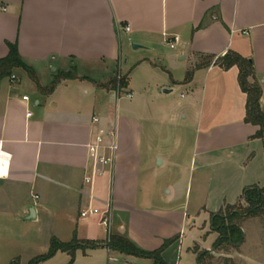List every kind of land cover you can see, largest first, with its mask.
<instances>
[{"label":"crops","instance_id":"1","mask_svg":"<svg viewBox=\"0 0 264 264\" xmlns=\"http://www.w3.org/2000/svg\"><path fill=\"white\" fill-rule=\"evenodd\" d=\"M10 44L38 83L20 67L0 81V264H28L53 238L103 242L104 213L141 250L172 240L165 264H184V249L196 262L195 247L218 237L210 214L264 186V135L244 121L239 69L215 64L230 50L252 58L264 108V0H0V59ZM118 72L130 97L101 86ZM183 88L181 108L156 102ZM100 127L116 129V160L86 183ZM43 239L46 251L26 255ZM58 253L70 260L58 251L39 264ZM75 254L73 264H156L104 246Z\"/></svg>","mask_w":264,"mask_h":264},{"label":"trees","instance_id":"2","mask_svg":"<svg viewBox=\"0 0 264 264\" xmlns=\"http://www.w3.org/2000/svg\"><path fill=\"white\" fill-rule=\"evenodd\" d=\"M214 60V56H207L202 63H199L197 67L209 66ZM215 64H218L224 69H230L233 66H237L239 69L238 80L240 87L247 95L246 99V113L244 121L249 124L259 126V130L256 133L257 137H263L264 135V108L261 106V98L263 89L261 83L256 78V72L252 58L243 57L237 52L228 51L223 56L218 57L215 60ZM23 68L26 72L38 83L34 70L27 66L21 59L16 44L9 45V53L6 57L0 59V81L12 74L13 69ZM193 69L187 74L186 79L189 80L192 77ZM76 77L75 71L67 73H59L54 79L51 86L47 89L51 91L57 85L61 78H74ZM253 78V81H250ZM128 85L127 76H123L121 80H118L117 74L107 84H101L105 88H112L118 91V89H125ZM264 209V186H250L244 189L240 202L236 204H227L220 211L211 215L210 230L216 232L218 237L212 245L213 250H218L224 245L232 247H238L244 239L243 231L241 228V222L247 218L257 216L263 212ZM172 240H167L163 246L155 251H144L139 249L128 238L114 235L110 233L106 240L103 242H79L74 240L70 243H63L53 238L51 240V246L46 254L37 256L28 264H39L41 261L47 260L53 257L58 251L68 252L70 255V261L68 264H73L76 256L77 249H90L97 247H108L116 249L121 252L135 255L138 257H145L154 259L156 264H165L161 258V253L171 243ZM197 254L198 264H202L203 256L209 254L208 251L198 252V247H195Z\"/></svg>","mask_w":264,"mask_h":264},{"label":"rangeland","instance_id":"3","mask_svg":"<svg viewBox=\"0 0 264 264\" xmlns=\"http://www.w3.org/2000/svg\"><path fill=\"white\" fill-rule=\"evenodd\" d=\"M122 43L123 49L125 51L129 47V42L123 38ZM163 90L164 89H162V91ZM181 93L187 95L186 89L183 88L174 90V92L170 93L168 97L160 96V98L156 99V102L169 107L176 106L181 108L186 101V98L181 97ZM218 211H220V209ZM218 211L210 214L209 230L211 215L217 213ZM204 218H206L205 214L202 215V218L197 220L198 226H201L200 220L202 221ZM241 228L244 239L238 247L224 245L218 250H213L212 247L207 250L203 247L197 246L198 252H209V254L203 256L202 264H264V209L261 214L247 218L241 222ZM47 232L48 230H46L45 233L47 234ZM45 237L46 236H44V238ZM212 239V237L208 238L207 240L202 238L201 241L204 242L205 245L211 246ZM46 243H48V240L43 239L41 243L39 242L38 246L26 248V255H31L33 253L35 255L42 254L43 251H46V247L48 246ZM180 255L182 258V263L198 264L197 261L193 262L192 259L188 258L185 249ZM176 257L177 255L175 258ZM69 261V258L67 259V254L58 253L52 262L53 264H68Z\"/></svg>","mask_w":264,"mask_h":264},{"label":"built area","instance_id":"4","mask_svg":"<svg viewBox=\"0 0 264 264\" xmlns=\"http://www.w3.org/2000/svg\"><path fill=\"white\" fill-rule=\"evenodd\" d=\"M6 10L5 8H3ZM125 32H130L131 28L129 25L124 27ZM166 42L171 48H175L176 44L179 42L178 36H173L172 38L166 39ZM12 79L15 78V75L11 76ZM123 75L118 72L117 78L118 80H121ZM118 94L130 97L131 93L129 91H125V89H118ZM93 121L95 123L100 122L99 117L93 116ZM88 149L90 151V169L88 173L86 174L84 180L86 183H93L94 179L97 176H100L104 173L105 168L107 167H113L115 160H116V154L118 151V144H117V132L114 128H105L100 127L98 129V132L94 138V140L88 144ZM94 211H83L82 216H86L87 213H93ZM100 223L104 225L107 228L108 235L110 232V220L107 215V213H104L101 217Z\"/></svg>","mask_w":264,"mask_h":264},{"label":"water","instance_id":"5","mask_svg":"<svg viewBox=\"0 0 264 264\" xmlns=\"http://www.w3.org/2000/svg\"><path fill=\"white\" fill-rule=\"evenodd\" d=\"M143 46L142 45H139V44H133V48L134 49H138V48H142ZM165 92H168V91H170V90H164Z\"/></svg>","mask_w":264,"mask_h":264}]
</instances>
